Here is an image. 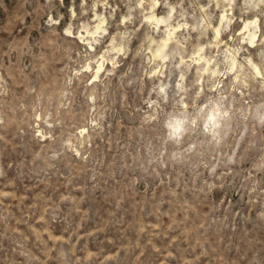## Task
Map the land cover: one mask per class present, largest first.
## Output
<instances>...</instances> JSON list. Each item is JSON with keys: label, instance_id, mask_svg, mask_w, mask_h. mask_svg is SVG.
<instances>
[{"label": "rangeland", "instance_id": "374dc122", "mask_svg": "<svg viewBox=\"0 0 264 264\" xmlns=\"http://www.w3.org/2000/svg\"><path fill=\"white\" fill-rule=\"evenodd\" d=\"M252 65L258 0H0V264H264Z\"/></svg>", "mask_w": 264, "mask_h": 264}, {"label": "clouds", "instance_id": "9594fccd", "mask_svg": "<svg viewBox=\"0 0 264 264\" xmlns=\"http://www.w3.org/2000/svg\"><path fill=\"white\" fill-rule=\"evenodd\" d=\"M260 5H264V0H258ZM252 71H254L256 74H259L260 72H264V65H262L261 67L257 68L256 65H252ZM161 92H163V89H161ZM177 104L186 107V105H184V101L183 98L181 97L180 100L176 101Z\"/></svg>", "mask_w": 264, "mask_h": 264}]
</instances>
